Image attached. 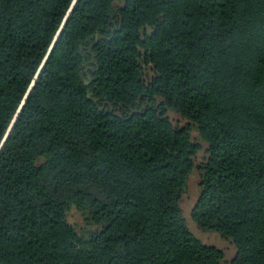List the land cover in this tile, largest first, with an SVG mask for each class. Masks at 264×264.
Masks as SVG:
<instances>
[{"label":"trees","instance_id":"obj_1","mask_svg":"<svg viewBox=\"0 0 264 264\" xmlns=\"http://www.w3.org/2000/svg\"><path fill=\"white\" fill-rule=\"evenodd\" d=\"M71 1L0 0V142ZM194 173L196 228L264 264V0H77L0 150V264H223Z\"/></svg>","mask_w":264,"mask_h":264},{"label":"rangeland","instance_id":"obj_2","mask_svg":"<svg viewBox=\"0 0 264 264\" xmlns=\"http://www.w3.org/2000/svg\"><path fill=\"white\" fill-rule=\"evenodd\" d=\"M172 120H176V118L172 117ZM193 136L196 137V134L194 133ZM197 182H198V178L194 173L189 180L187 192L182 199L181 209L186 226L188 230L193 234V236H195L203 244L214 246L222 250L224 253L223 264H228V262L233 256V248L231 244L227 240L222 239L215 233H203L199 231L190 219V210L198 194ZM67 219L69 223L72 224L74 228L79 232H86L91 230L90 222H88L85 219V217L82 215V213L79 210H77L75 207H71L68 210Z\"/></svg>","mask_w":264,"mask_h":264},{"label":"water","instance_id":"obj_3","mask_svg":"<svg viewBox=\"0 0 264 264\" xmlns=\"http://www.w3.org/2000/svg\"><path fill=\"white\" fill-rule=\"evenodd\" d=\"M76 1L77 0H72L71 1V3L69 5V7H68V9H67V11H66V13H65V15H64V17H63V19L61 21V23H60L55 35L53 36V38H52V40H51V42H50V44H49V46H48V48H47V50L45 52V55L43 56V58H42V60H41V62L39 64V66H38V68H37L32 80H31V82H30V84H29V86H28V88H27V90H26V92H25V94H24V96H23L18 108H17V110L15 111V114H14L9 126L6 129V132H5L4 136L1 139L0 150H1L2 146H3V144L5 143L7 137H8V135H9L14 123H15V120H16L17 116L19 115V113H20V111H21V109H22V107H23V105H24V103H25L30 91L32 90V88H33V86H34V84H35V82H36V80L38 78V75H39L40 71L42 70L44 64L46 63V61H47V59H48V57H49V55H50L55 43H56V40H57L58 36L60 35L63 27L65 26L66 21H67L69 15H70V13L72 12Z\"/></svg>","mask_w":264,"mask_h":264}]
</instances>
